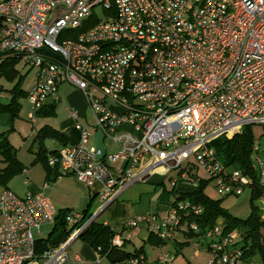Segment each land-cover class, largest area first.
I'll return each mask as SVG.
<instances>
[{"label": "built area", "instance_id": "1", "mask_svg": "<svg viewBox=\"0 0 264 264\" xmlns=\"http://www.w3.org/2000/svg\"><path fill=\"white\" fill-rule=\"evenodd\" d=\"M96 8L106 17L95 19ZM12 57L37 69L26 97L32 124L44 104L59 103L62 85L80 93L86 124L70 112L79 144L62 147L48 163L57 164L58 180L72 175L87 188L101 183L103 206L156 170L168 176L178 169L170 180L174 187L178 181L195 184L184 170L200 168L221 197L241 196L251 185L241 171L222 165L209 145L245 126H261L264 134L263 0H0V61ZM96 131L103 142L119 146L110 153L105 147L99 162L94 149H84ZM250 160L261 170L255 145ZM114 164L119 167L111 174ZM48 188L24 197L0 190V264L82 263L69 248L97 214L71 213L67 238L42 250L41 228L57 215ZM259 202L264 220V196ZM180 212L200 208L179 202L163 217L124 222L111 244L122 247L130 240L122 236L124 228L138 224L170 239ZM237 241L235 231L216 225L195 240V254L207 253L208 264H242ZM117 264L147 262L135 257ZM155 264H170L169 256L160 253Z\"/></svg>", "mask_w": 264, "mask_h": 264}, {"label": "trees", "instance_id": "2", "mask_svg": "<svg viewBox=\"0 0 264 264\" xmlns=\"http://www.w3.org/2000/svg\"><path fill=\"white\" fill-rule=\"evenodd\" d=\"M20 60L17 57L6 58L0 61V80L13 83L14 86L9 90V101L6 104H0V114H8L10 121H14L20 112V97H27V93L20 88L21 78L16 70ZM55 103H47L36 112V116L51 117L55 116ZM47 140L55 141L57 148L48 150L45 147ZM37 142L36 158L33 163H41L45 171V183L50 188L58 176V166L54 164L49 165V160L56 159L58 152L62 147L70 146L67 144V139L57 129L43 126L40 128L35 136ZM254 139L250 126H245L241 132L235 134L231 138L221 136L214 140L209 147L215 152L216 158L227 168L241 171L248 176L252 183L248 187L250 196L248 205L250 213L244 220L230 215L221 205V200H212L204 194V190L208 182L203 180H195L194 190L187 192H171L173 200L170 207L176 206L179 202H188L193 206L200 208V213L186 214L180 212L181 220L175 229L170 239L162 240L157 237L156 233L148 230L147 242L155 247L166 245L168 241H175L177 234H181L184 241L176 243L178 246L188 244L189 240L195 241L199 236L205 234L212 227L219 225L226 232L235 231L237 234V249L241 252V263H254L256 256H261V261L264 264V220L262 219V212L257 206V202L264 196V183H259L260 174H258L255 166L250 160ZM15 150L10 145L8 134H0V163L3 165L0 168V189H8V183L18 175H21L25 168L15 158ZM262 170V169H261ZM186 172V171H184ZM187 173V172H186ZM177 175H180L178 172ZM196 175V174H195ZM190 177H194L191 174ZM53 182V183H52ZM43 184V185H44ZM48 188V189H49ZM174 190V189H173ZM69 212V210H68ZM71 213L66 215L65 210L57 211L53 227L46 239L39 240V246L42 250L53 248L63 242L68 233L71 231L73 223H68V217ZM82 216L88 215L84 210ZM195 225L197 231L189 229V226ZM118 232L104 223H96L93 221L79 236L85 244H87L98 256V259H106L110 264H117L125 262L131 258L143 257L145 259V250L143 246L134 248L132 251H126L123 248L125 244L120 247H114L111 242L115 234ZM174 239V240H173ZM180 251V248H178Z\"/></svg>", "mask_w": 264, "mask_h": 264}, {"label": "rangeland", "instance_id": "3", "mask_svg": "<svg viewBox=\"0 0 264 264\" xmlns=\"http://www.w3.org/2000/svg\"><path fill=\"white\" fill-rule=\"evenodd\" d=\"M95 19H102L103 17H106L107 13L104 11H101L100 8L94 9ZM16 70L18 71V74L20 75L21 81H20V88L25 91L26 93L31 89L33 84L36 80V74L37 69L31 68L27 65H24L23 63H19L16 65ZM15 82L10 83L5 80H0V103L2 101H9V90L12 89ZM63 88H68L69 90H75L73 87L64 84L62 85ZM99 97V96H97ZM60 103L54 104L56 106L55 110V116L51 117H38L35 116V124H32L27 116L30 113V107L27 102V98L20 97L19 104H20V112L14 121H10V116L8 114H0V134L7 133L8 139L10 142L11 147L13 150H15V158L24 166L25 171L21 175H18L15 177L12 181L8 183V189L12 191L17 196H23V194L27 191L28 188H36V186L41 185L45 180V171L42 167V164L39 163H33L34 159L36 158L35 152H37V142L35 141V136L37 131L42 128L43 126H48L57 130L61 129L62 125H68V119L69 116L65 112V109H72V106L68 103V101L65 98H62ZM64 101V102H63ZM109 105H113L112 103H108ZM81 105H82V111H85V102L83 98H81ZM66 107V108H65ZM81 114V113H80ZM90 122V116L88 119ZM71 121V120H70ZM80 122L83 124H86L84 120L81 118ZM74 124V123H73ZM72 124V127L74 128V125ZM93 124V122H92ZM90 124V125H92ZM126 130H129V126H125ZM250 130L252 132V136L254 139V145L258 147V156L261 160H264V134L263 129L261 126L253 125L250 126ZM80 141V135L78 134V140L75 145L79 144ZM94 144L92 141L89 145L85 146V149H89ZM105 145L107 147V152L117 151L119 149V146L115 143H112L110 140H105ZM57 146V143L55 141L47 140L45 142V147L50 150L55 148ZM148 158L144 157L141 159L142 164H145L147 162ZM255 166V169L257 170L258 174L264 175V164L261 168L262 170L258 169L256 167V164L253 163ZM3 165L0 163V168H2ZM184 169V168H183ZM157 171V170H156ZM161 172V170H158ZM189 177L191 174L194 176L193 178L197 180V183H199V180H203L205 182H208V185L206 186L204 190V194L212 199V200H221V205L224 209H226L230 215L237 217L239 219H246L250 213V207L248 205L249 196H250V190L248 188L243 190V193L241 196L238 197H221L216 192L215 186L213 181L209 180L208 175L202 171L200 168H196L195 166L185 170ZM179 172L178 169H172L169 173L170 176L177 177V173ZM162 173V172H161ZM196 174V175H195ZM169 176L164 177L161 175V177H158L160 180V183H151L150 179L142 182V181H136L135 183L128 186L125 191L118 196V201H116V205L118 207V210L116 213H114L113 209H107L103 213H101L97 219L94 221L96 223H102L103 221L110 222L111 219H114L117 223H120L124 220H131V219H137L141 217H145L147 215H156L157 217H163L165 216V209L167 206V198L168 201L173 200V196H171V192H187L190 193L194 190V183L192 182H186V181H178L175 188L172 187L170 181L168 180ZM76 180V179H75ZM75 180L70 179V183L67 185H62L63 181H61L58 184H51V188L48 191V195L51 196L53 192H57L60 195H55L53 198V194L50 197L55 203H58L59 199L62 198L61 194H63V191L61 188H69L74 192L75 198L71 200H66L64 204L74 207H78L79 213L85 209L84 206L86 205L85 201H81L78 198V191L82 192L83 190L87 191L86 187H83L82 185L78 184ZM29 182L30 186L24 185V182ZM144 181V180H143ZM154 182V181H153ZM57 186H59L57 188ZM52 201V202H53ZM54 204V203H53ZM257 206H260V202L258 201ZM57 205V204H56ZM59 206V205H57ZM68 206V207H69ZM60 207V206H59ZM65 207V206H64ZM67 207V206H66ZM101 204L97 200H93L91 203V208L89 210V213L92 214V216L100 209ZM57 208V207H56ZM64 209L63 207H60ZM57 208V209H60ZM123 208V212H121L119 209ZM66 215L69 213H73L71 211L68 212V209H64ZM75 212H77L76 209H74ZM263 214V211H262ZM106 225V224H105ZM52 225L42 226L41 232H42V238L46 239L48 237V234L52 230ZM131 235V241L127 242L125 247L123 248L126 251H132L134 248H139L140 246L144 247L145 253H146V261H151L153 257L159 252L165 253L169 256L170 264H208L209 262V255L207 253L200 252L198 255L195 254L194 244L195 241L189 240L188 244H183L182 246H178L176 243H181L184 241L183 237L177 236L175 238V243L173 241H168L166 245L161 246V248H157L147 242L148 238V231H141L138 228H134L132 231L129 232ZM124 238V237H123ZM86 247L88 249V245L85 244L81 239L75 240L73 245L71 244L69 251L70 253L75 251L76 248L79 247ZM72 247V249H71ZM180 248V251L179 249ZM83 260L82 264H109V262L106 259H97V257L90 261L84 263V257L80 256ZM255 264H263L261 261V256H256L254 258ZM72 264V263H67ZM154 264V263H152Z\"/></svg>", "mask_w": 264, "mask_h": 264}, {"label": "crops", "instance_id": "4", "mask_svg": "<svg viewBox=\"0 0 264 264\" xmlns=\"http://www.w3.org/2000/svg\"><path fill=\"white\" fill-rule=\"evenodd\" d=\"M59 98H60V101H59V103L61 102V100H63L62 98H65L67 101H68V103L70 104V106H72V109L71 110H69V109H65L66 111V113H67V115L69 116V119H68V122H69V124L67 125H62L61 126V129L59 130L63 135H64V137L67 139V144L68 145H70V146H72V145H75L76 143H77V140H78V134H79V132L77 131V130H75V128H73L72 127V124H73V121H72V119H71V117H70V112L71 111H74V112H76L77 113V115H78V117H79V119H83L84 120V122L86 123V120H85V118L87 117V112H86V109L84 108V110L85 111H82V105H81V95H80V93L77 91V90H69L68 88H63V86H61L60 87V89H59ZM8 101H2L0 104H6ZM64 102V101H63ZM48 103H52L51 101L50 102H48ZM66 108V107H65ZM81 113V114H80ZM71 120V121H70ZM82 123V122H81ZM35 124V123H34ZM83 124V123H82ZM83 125H85V124H83ZM92 141V143L94 144V138H91L90 140H89V142H88V144L87 145H89L90 144V142ZM104 145H105V141H104ZM58 146H55V148H53V149H56ZM105 147H106V145H105ZM91 149H94V145L93 146H91L90 147ZM89 148V149H90ZM85 149V148H84ZM50 150H52V149H50ZM106 151H107V147H106ZM142 165V164H141ZM117 167H119V164H114L113 166H111V169H110V173L111 174H114V171H115V168H117ZM24 173V172H23ZM161 175H162V173L161 172H159L158 170L157 171H153L151 174H149V176L144 180V181H142V182H145V181H147V180H149L150 179V182L151 183H157V184H159L160 183V180L158 179V177H161ZM177 175V174H176ZM164 176V175H163ZM169 176V178H168V180L170 181L171 180V178H173L174 176H170V175H168ZM164 177H166V176H164ZM70 179H73V180H75V178L72 176V175H70V176H66V177H64L63 179H57L53 184H58V183H60L61 181H63V183H62V185H67V184H69L70 183ZM76 182H77V180H75ZM154 181V182H153ZM148 182V181H147ZM45 183V180H44V182L41 184V185H39V186H36V188H28L27 189V191L23 194V196H19V197H24L25 195H27L28 193H37V192H39L40 191V189L42 188V186H43V184ZM78 184H80V185H82L83 187H85L83 184H81V183H79V182H77ZM24 185H26V186H30L29 185V182H27V181H25L24 182ZM59 186H57V188H58ZM50 188H51V185H50ZM50 188L46 191V195H47V197L51 200V202L53 201L50 197L52 196V194H53V198L55 197V195H57L58 193L55 191V192H53L52 194H51V196H49L48 195V191L50 190ZM173 188H175V187H173ZM86 189H87V191H85V190H83L82 192H79L78 191V198L81 200V201H85L86 202V205L84 206V210L88 213V215H92V214H90L89 213V210H90V208H91V203H92V201L93 200H97L100 204H101V202L98 200V198H97V195L101 192V190H102V184L101 183H99V182H96V183H94L90 188H87L86 187ZM1 190V189H0ZM61 190L63 191V194H61V196H62V198L61 199H59V201H58V203H55V201H53L52 203H54V206H55V208L57 207V208H60V207H63L64 209H68L69 211H71V212H73V213H79V210L80 209H78V207H74V206H69V205H66V204H64V202L66 201V200H71V199H74L75 198V195H74V192L72 191V190H70L69 188H61ZM125 191V190H124ZM124 191H122L118 196H120ZM172 192H173V190H172ZM174 192H176V191H174ZM58 195H60V194H58ZM118 196H117V198L114 200V202L113 203H111V204H107L106 206L104 205H102L101 204V207H100V209L95 213V214H97V217H96V219L98 218V216L101 214V213H103L105 210H107V209H110V208H112L113 209V211H114V213H116L117 212V210H118V207H117V205H116V201H118L117 199H118ZM171 196H172V194H171ZM172 201V200H171ZM171 201H168V198H167V206H166V209H165V215H166V213L168 212V210H169V208H170V203H171ZM59 205V206H57V205ZM65 206V207H64ZM67 206V207H66ZM69 206V207H68ZM56 208V210L57 211H59V210H64V209H62V208H60V209H57ZM74 209H76L77 210V212H75V210ZM83 210V211H84ZM121 212H123V208L122 209H119ZM82 211V212H83ZM81 212V213H82ZM155 215V214H154ZM112 221H111V223L108 221V222H106V221H103L102 223H104V224H106V225H108V226H110L111 228H113V229H115V231H119V228H120V226H121V224L122 223H124V222H129V221H133L134 219H129V220H124V221H121L120 223H117L116 221H114V219H111ZM53 225V224H52ZM135 228H138L139 230H141V231H148L149 229L144 225V224H138V226H136ZM134 228H124V230H123V232H122V236H124V235H126V234H128L129 236H130V240H132L131 239V235L129 234V232L130 231H132ZM181 234H177L176 235V237L177 236H180ZM175 237V238H176ZM174 238V239H175ZM173 239V240H174ZM75 242V241H74ZM73 242V243H74ZM73 243H72V245H73ZM88 247V249L86 248V247H79V248H76V250L77 251H75L76 253H74L73 254V252H71V255H79V256H83L84 257V263H86V262H90L92 259H93V256H94V259L97 257V255L95 254V252L89 247V246H87ZM157 248H161V247H157ZM71 249H72V247H71ZM161 252H159V253H157L156 255H155V257H153L152 258V260L151 261H146L147 262V264H152V263H154L155 264V261H156V258H157V256L160 254ZM145 256H146V253H145ZM146 258V257H145ZM97 259H98V257H97ZM67 263H72V264H74L73 263V261H68V262H66L65 264H67ZM82 263H83V260H82ZM81 263V264H82ZM110 264V263H109Z\"/></svg>", "mask_w": 264, "mask_h": 264}, {"label": "water", "instance_id": "5", "mask_svg": "<svg viewBox=\"0 0 264 264\" xmlns=\"http://www.w3.org/2000/svg\"><path fill=\"white\" fill-rule=\"evenodd\" d=\"M93 138H94V150H93L94 160L99 162L103 159L105 155V146L101 131H96L94 133Z\"/></svg>", "mask_w": 264, "mask_h": 264}]
</instances>
